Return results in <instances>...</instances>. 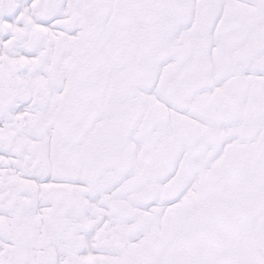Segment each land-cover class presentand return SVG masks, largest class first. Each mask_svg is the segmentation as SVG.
I'll return each instance as SVG.
<instances>
[{"label":"snow or ice","instance_id":"6c2138e0","mask_svg":"<svg viewBox=\"0 0 264 264\" xmlns=\"http://www.w3.org/2000/svg\"><path fill=\"white\" fill-rule=\"evenodd\" d=\"M0 264H264V0H0Z\"/></svg>","mask_w":264,"mask_h":264}]
</instances>
